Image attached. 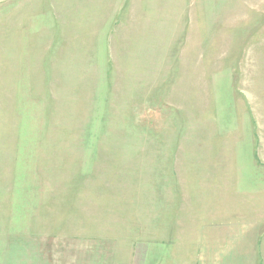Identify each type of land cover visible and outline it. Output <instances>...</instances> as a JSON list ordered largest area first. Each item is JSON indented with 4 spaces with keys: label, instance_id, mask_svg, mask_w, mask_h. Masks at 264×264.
Here are the masks:
<instances>
[{
    "label": "rangeland",
    "instance_id": "374dc122",
    "mask_svg": "<svg viewBox=\"0 0 264 264\" xmlns=\"http://www.w3.org/2000/svg\"><path fill=\"white\" fill-rule=\"evenodd\" d=\"M241 220L264 232V0H0V264Z\"/></svg>",
    "mask_w": 264,
    "mask_h": 264
},
{
    "label": "crops",
    "instance_id": "0c3cea01",
    "mask_svg": "<svg viewBox=\"0 0 264 264\" xmlns=\"http://www.w3.org/2000/svg\"><path fill=\"white\" fill-rule=\"evenodd\" d=\"M254 224L241 220L202 225L193 239L194 252L145 254L144 264H257L264 259V232Z\"/></svg>",
    "mask_w": 264,
    "mask_h": 264
}]
</instances>
